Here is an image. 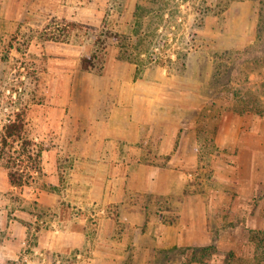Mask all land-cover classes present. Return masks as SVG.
Segmentation results:
<instances>
[{"label": "rangeland", "instance_id": "obj_1", "mask_svg": "<svg viewBox=\"0 0 264 264\" xmlns=\"http://www.w3.org/2000/svg\"><path fill=\"white\" fill-rule=\"evenodd\" d=\"M14 14V25L0 20L5 31L14 29L8 35L0 33V130L15 108L24 104L29 131L34 137L38 134L32 117L41 109L54 108L56 97L60 71L56 61L61 54L54 45H81L82 57L104 39L107 51L94 73L104 70L113 45H121L122 55L137 61L139 73L150 62L179 71L183 61L200 63L191 73L200 72L201 89L210 97L201 110L200 166L187 188L199 193L201 214L208 217L215 239L205 246L158 248L156 259L148 261L129 254L122 261L95 262L87 253L90 247L36 252L39 240L47 238L43 229L52 226L46 219L60 213L58 208L37 207L38 218L27 221L24 244L13 236L4 244L11 235L8 229L0 230V250L15 255L0 259V264H264V228L246 226L261 212L264 219V0H0V18ZM115 33L121 36L119 41H114ZM72 56L74 60L76 55ZM227 112L231 116L223 133ZM223 136L235 146H217ZM17 198V193H8L9 204ZM61 204L63 215L70 213ZM241 209H247L248 215ZM9 210V218L15 217ZM71 214L84 213L73 207ZM174 215L167 213L165 220L175 221ZM101 221L99 215H91L90 235L97 236ZM65 242L63 246L69 247L70 240Z\"/></svg>", "mask_w": 264, "mask_h": 264}, {"label": "crops", "instance_id": "obj_2", "mask_svg": "<svg viewBox=\"0 0 264 264\" xmlns=\"http://www.w3.org/2000/svg\"><path fill=\"white\" fill-rule=\"evenodd\" d=\"M1 19L14 25L17 16ZM13 30L0 25L2 35ZM53 47L61 54L54 108L32 117L35 139L46 145L42 170L33 173L30 184L17 187L0 168V230L8 229L11 235L4 244L12 236L24 244L27 221L36 220L41 208L62 213L61 202L69 211L74 207L84 214L65 211L67 215L48 217L52 226L43 229L47 238L39 240L36 252L90 247L87 253L95 262L122 261L129 254L148 261L156 259L158 248L211 244L215 238L208 217L201 214V197L187 188L200 166L201 110L210 97L201 89L200 72L191 73L200 63L183 61L179 71L150 62L139 73L137 61L122 55L121 45H113L104 70L94 73L81 66V45ZM230 116L223 115V133ZM211 141L215 145L216 140ZM217 142L224 148L235 146L225 136ZM9 192L18 196L11 204ZM10 208L15 217L9 218ZM241 212L248 215L247 209ZM167 213L175 214L176 220H165ZM91 215L102 220L96 237L89 234ZM259 215L246 226L264 228ZM67 238L69 247H64ZM3 252L0 259L15 257ZM77 255L81 258L82 251Z\"/></svg>", "mask_w": 264, "mask_h": 264}, {"label": "trees", "instance_id": "obj_3", "mask_svg": "<svg viewBox=\"0 0 264 264\" xmlns=\"http://www.w3.org/2000/svg\"><path fill=\"white\" fill-rule=\"evenodd\" d=\"M111 35L114 41L120 40L119 34ZM103 40L99 39L98 47L82 55L81 66L83 69L96 72L101 68L97 62L103 59L107 51V43ZM45 148L46 145L36 141L34 135L29 131L27 105L22 104L15 108L0 130V168L8 172L12 185L22 187L30 183L35 171L42 170ZM19 263L13 261V264Z\"/></svg>", "mask_w": 264, "mask_h": 264}]
</instances>
